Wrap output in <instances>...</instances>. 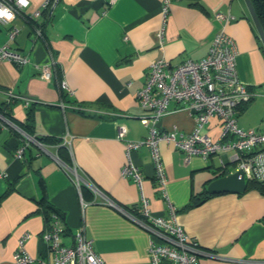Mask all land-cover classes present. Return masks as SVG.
I'll use <instances>...</instances> for the list:
<instances>
[{"label":"crops","instance_id":"1","mask_svg":"<svg viewBox=\"0 0 264 264\" xmlns=\"http://www.w3.org/2000/svg\"><path fill=\"white\" fill-rule=\"evenodd\" d=\"M44 0H29L27 12ZM163 0H59L48 16L41 14L42 38H36L33 22L16 16L0 23V45L11 26L19 32L10 48L27 54L29 61L16 66L0 63V110L14 123H26L33 135L46 138L45 150L29 145L21 159L15 151L21 138L0 128V264H14V253L24 233L25 250L40 260L51 252L43 234L52 215L64 221L61 242L72 244L79 228L92 240L95 251L107 264H150L149 235L119 212L103 204L85 185L78 189L71 175L56 161L75 164L77 173L99 188L119 206L138 215V188L124 179V142L116 138L125 127V138L148 135L141 118L150 117L136 99L151 61L164 56L172 65L204 57L219 29L214 12L230 13L234 19L226 32L234 39L238 75L253 97L238 110L237 124L244 130L264 132V44L244 0H170L164 44H158ZM56 65L51 80L40 78L36 65L48 60ZM64 78L73 95L60 90ZM11 94L8 99L7 94ZM23 99L30 100L27 107ZM30 109V119L27 111ZM221 122L213 116L202 133L216 139ZM159 130L175 127L186 134L195 126L183 102H171L156 124ZM167 198L154 180L149 151L133 153L141 169L143 191L154 215L168 217L171 203L176 221L198 246L216 257H199L197 264H264V196L255 190L211 194L202 203L184 209L193 199L208 194L206 187L226 166L236 171L230 154L207 159L184 155L172 144L161 142ZM231 167V168H230ZM44 204L51 206L50 221ZM39 264V263H36Z\"/></svg>","mask_w":264,"mask_h":264},{"label":"built area","instance_id":"2","mask_svg":"<svg viewBox=\"0 0 264 264\" xmlns=\"http://www.w3.org/2000/svg\"><path fill=\"white\" fill-rule=\"evenodd\" d=\"M59 0H44L38 9L27 12V7H21L16 0H0V5L10 8L15 17L20 16L33 22L36 38H42L43 32L36 20L43 11H50ZM115 0H110L114 2ZM29 5V4H28ZM160 27L158 29V44H164L165 29L170 13V0H163L160 10ZM214 18L219 23L207 54L198 59H187L177 65H172L164 56L150 62L145 81L137 93L139 106L150 112V117L141 118V123L148 129V135L140 140L125 138V127L120 126L116 138L124 142L125 163L120 169L124 179L134 182L138 188V215L119 206L109 199L99 188L89 183L77 173L75 164H65L56 161L72 177L73 184L80 189L85 185L92 193L101 196L103 204L112 207L149 235L147 256L150 264H197L198 258L216 257L215 254L198 246L184 228L176 221V209L168 203L169 216H157L150 210V202L143 191L144 175L133 161V153L142 147L149 151L154 168V180L162 197L167 198L165 191L166 174L159 145L161 142L172 144L184 155V160L192 156L207 159L217 154H230V162L236 170H242L246 182L250 180L264 181V132L254 129L244 130L237 124L238 110L242 104L249 101L253 94L241 81L238 75L236 57L237 50L234 39L226 32V26L234 19L230 13L214 12ZM2 24H8L0 20ZM19 30L11 26L7 31L6 43L0 45V63L11 62L20 67L28 61V55L10 48L9 42L15 39ZM56 61L50 54L47 61L36 65L38 74L45 81L51 80ZM60 90L67 95H73L64 78L59 80ZM8 99L12 95L7 94ZM27 107L30 100L23 99ZM171 102H183L189 113L194 117L195 126L189 133L183 134L173 127L170 130H159L157 122L167 112ZM219 118L220 133L216 139L201 131L210 118ZM0 128L14 131L21 138V145L15 151V157L21 159L24 150L29 145H35L45 150L38 136L30 135L14 123L8 116L0 113ZM0 171V178L3 176ZM65 226L62 217L53 214L51 224L44 232L51 258L40 260L31 256L24 248L25 241L30 237L24 233L18 241L14 253V264H107L95 251L92 240L88 238L83 228L74 234L72 244L61 242Z\"/></svg>","mask_w":264,"mask_h":264},{"label":"water","instance_id":"3","mask_svg":"<svg viewBox=\"0 0 264 264\" xmlns=\"http://www.w3.org/2000/svg\"><path fill=\"white\" fill-rule=\"evenodd\" d=\"M247 6V9L250 13L251 19L255 25V28L258 32V36L262 44H264V29H262L258 17L254 11V8L250 0H244ZM247 182L244 178L242 170H236L233 172H226V166L222 167L216 174V178L211 180L207 187L206 191L208 194H219V193H243L246 191Z\"/></svg>","mask_w":264,"mask_h":264},{"label":"trees","instance_id":"4","mask_svg":"<svg viewBox=\"0 0 264 264\" xmlns=\"http://www.w3.org/2000/svg\"><path fill=\"white\" fill-rule=\"evenodd\" d=\"M250 1H251V4H252L253 8H254V11H255V13H256V15L258 17V20L260 22L261 27H262V29H264V0H250ZM43 13H44V15L48 16L50 11L49 10L48 11L45 10V11L42 12V14ZM40 27L42 28L41 25H40ZM42 32H43V29H42ZM0 113L5 115L3 110H0ZM29 119H30V109L27 111V120H29ZM21 127L28 134L33 135V133L30 132L29 126H27L26 123L22 124ZM38 138L43 143H45V141L47 140L46 138H42V137H38ZM247 189L255 190L260 195L264 196V181L250 180V181L247 182L246 190ZM210 196H212V195L211 194H205L199 199H193L184 207V209H188L190 207L196 206V205L202 203L204 200H206ZM50 210H51V206H49L48 204H44L43 213H44V219L46 220V222L50 221L49 220L50 219V212H51ZM55 214H58L60 217L62 216L58 212L55 213ZM261 221L264 222V217L261 218Z\"/></svg>","mask_w":264,"mask_h":264},{"label":"clouds","instance_id":"5","mask_svg":"<svg viewBox=\"0 0 264 264\" xmlns=\"http://www.w3.org/2000/svg\"><path fill=\"white\" fill-rule=\"evenodd\" d=\"M17 4L21 7H28L29 0H16ZM15 19V15L13 11L3 5H0V20H3L5 22H11Z\"/></svg>","mask_w":264,"mask_h":264},{"label":"rangeland","instance_id":"6","mask_svg":"<svg viewBox=\"0 0 264 264\" xmlns=\"http://www.w3.org/2000/svg\"><path fill=\"white\" fill-rule=\"evenodd\" d=\"M231 168V167H230Z\"/></svg>","mask_w":264,"mask_h":264}]
</instances>
